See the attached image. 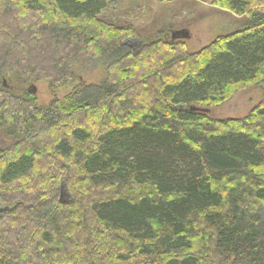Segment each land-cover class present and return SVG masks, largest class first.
Masks as SVG:
<instances>
[{"label": "trees", "instance_id": "1", "mask_svg": "<svg viewBox=\"0 0 264 264\" xmlns=\"http://www.w3.org/2000/svg\"><path fill=\"white\" fill-rule=\"evenodd\" d=\"M112 1L0 0V80L30 85L0 81V264H264V0H205L243 24L193 53L162 30L133 51ZM71 57L103 82L38 106ZM251 86L245 116L202 111Z\"/></svg>", "mask_w": 264, "mask_h": 264}, {"label": "rangeland", "instance_id": "2", "mask_svg": "<svg viewBox=\"0 0 264 264\" xmlns=\"http://www.w3.org/2000/svg\"><path fill=\"white\" fill-rule=\"evenodd\" d=\"M102 16L116 24L127 23L138 29L143 39L130 40L127 44L133 51L140 50L147 37L162 30L166 35L180 32L179 39L186 45V51L193 53L207 46L217 37L239 30L243 24L241 18L214 8L205 0H113L103 11ZM2 52H5L4 47ZM49 57L46 54L44 59ZM108 62L94 57L79 59L71 57L66 60L64 66L76 75L75 80L71 84L53 89L46 79L31 83L35 87L37 105L46 106L53 100H62L79 84L99 85L106 77ZM137 72L139 73L138 69ZM0 81H3L4 85L12 86L15 92L30 86L29 83L20 82L15 77L10 79L6 77ZM260 99L261 91L258 87L251 86L234 93L220 106L209 108L208 115L218 119L241 118ZM106 109L111 110L110 103H106ZM114 115L113 119L118 118V115L116 117ZM62 193L64 194L62 202L70 200L65 184L61 185L60 196Z\"/></svg>", "mask_w": 264, "mask_h": 264}, {"label": "water", "instance_id": "3", "mask_svg": "<svg viewBox=\"0 0 264 264\" xmlns=\"http://www.w3.org/2000/svg\"><path fill=\"white\" fill-rule=\"evenodd\" d=\"M177 35H178V32H173L172 33V38L174 39L175 37H177ZM34 91H35V88H34ZM202 111L208 113L209 109H202ZM63 196H64V194L62 193L61 196H60V201L61 202L63 201ZM3 210H5V209H3Z\"/></svg>", "mask_w": 264, "mask_h": 264}]
</instances>
